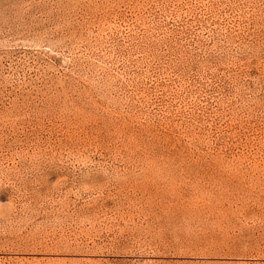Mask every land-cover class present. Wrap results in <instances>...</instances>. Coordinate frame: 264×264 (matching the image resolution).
Instances as JSON below:
<instances>
[{
  "label": "rangeland",
  "instance_id": "374dc122",
  "mask_svg": "<svg viewBox=\"0 0 264 264\" xmlns=\"http://www.w3.org/2000/svg\"><path fill=\"white\" fill-rule=\"evenodd\" d=\"M0 264H264V0H0Z\"/></svg>",
  "mask_w": 264,
  "mask_h": 264
}]
</instances>
